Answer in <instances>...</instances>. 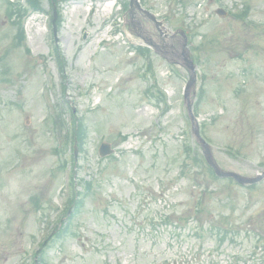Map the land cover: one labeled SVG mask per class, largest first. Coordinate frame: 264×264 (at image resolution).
I'll list each match as a JSON object with an SVG mask.
<instances>
[{"label": "rangeland", "instance_id": "rangeland-1", "mask_svg": "<svg viewBox=\"0 0 264 264\" xmlns=\"http://www.w3.org/2000/svg\"><path fill=\"white\" fill-rule=\"evenodd\" d=\"M38 1L47 13L26 18L25 54L10 49L0 0V264H32L37 252L41 264H264V180L248 190L201 166L190 179L180 174L186 151H201L187 119L190 64L178 32L196 66L188 98L213 160L254 177L264 171V0H139L159 24L144 17L139 30L157 48L148 78L134 50L145 44L123 28L130 0H55L63 82L50 57L51 2ZM57 108L86 126L74 184L81 193L84 181L93 185L80 210L69 209L68 232L39 251L70 194L73 146L68 152L47 124ZM101 142L111 157L98 156ZM225 218L219 245L208 229Z\"/></svg>", "mask_w": 264, "mask_h": 264}, {"label": "trees", "instance_id": "trees-1", "mask_svg": "<svg viewBox=\"0 0 264 264\" xmlns=\"http://www.w3.org/2000/svg\"><path fill=\"white\" fill-rule=\"evenodd\" d=\"M29 8L33 11H38L40 10V3L38 0H26ZM9 5V10H8V17L10 20L13 22V26L16 28L17 34L19 33L20 37H22V30H21V20L22 17L26 14V9L21 7L20 5L16 4H10ZM83 127L82 125H79L77 129L75 130V137L77 138V141L81 144Z\"/></svg>", "mask_w": 264, "mask_h": 264}, {"label": "water", "instance_id": "water-1", "mask_svg": "<svg viewBox=\"0 0 264 264\" xmlns=\"http://www.w3.org/2000/svg\"><path fill=\"white\" fill-rule=\"evenodd\" d=\"M217 172V171H216ZM219 174V173H218ZM232 176V177H234V178H236V180L238 181V182H240V183H243L244 182V180H242L241 178H238L236 175H234V174H230V173H222V175L221 176ZM259 179V178H258ZM255 181H257V179L256 180H251V182H255Z\"/></svg>", "mask_w": 264, "mask_h": 264}, {"label": "flooded vegetation", "instance_id": "flooded-vegetation-1", "mask_svg": "<svg viewBox=\"0 0 264 264\" xmlns=\"http://www.w3.org/2000/svg\"><path fill=\"white\" fill-rule=\"evenodd\" d=\"M137 25H138V26H140V24H139V23H137Z\"/></svg>", "mask_w": 264, "mask_h": 264}]
</instances>
